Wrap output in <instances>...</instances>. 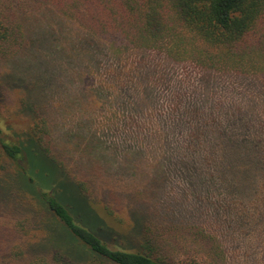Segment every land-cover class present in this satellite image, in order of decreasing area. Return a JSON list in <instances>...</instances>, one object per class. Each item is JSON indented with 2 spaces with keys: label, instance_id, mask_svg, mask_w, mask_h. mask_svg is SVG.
Instances as JSON below:
<instances>
[{
  "label": "trees",
  "instance_id": "trees-1",
  "mask_svg": "<svg viewBox=\"0 0 264 264\" xmlns=\"http://www.w3.org/2000/svg\"><path fill=\"white\" fill-rule=\"evenodd\" d=\"M111 46L117 57L152 54L213 75L248 78L253 86L256 79H264V0H0V175L8 179L9 199L25 205L32 201L56 218L27 215L30 223H16L18 231L28 234L38 220L35 243L53 246L51 254L31 255L27 263L231 264L224 238L229 232L202 219H230L232 213L233 219L247 224L255 216L264 189V117L257 125L253 113L258 102L264 105V85L253 86L258 97L252 98L251 111L231 114L227 129L202 132L197 122L185 125L179 117L168 126H174L171 130L151 140L150 153L159 167L151 168L146 189L138 195L149 198L145 202L150 204L163 203L157 204L158 219L199 220H146L120 232L93 208L87 183L74 184L65 176L59 161L63 158L53 150L54 126L65 112L97 102L98 93L107 97L108 78L118 80L119 75L103 71L104 54ZM157 72L154 67L145 72L149 87L128 92L137 114H145L153 104L149 93L155 81L150 79ZM158 79L163 77L158 74ZM214 80H205L206 102L212 97L211 84L218 86ZM10 92L19 94L13 110ZM118 97L121 103L124 99ZM61 106L66 110L59 114ZM18 109L37 119L16 127L10 118ZM82 120L78 130L63 133L65 140L84 135ZM176 132H186L187 141L175 140ZM98 148L91 147L90 156L105 164L106 173V163L116 162L118 156L122 160L116 168L124 170L132 160L136 167L146 153L141 146L131 149V155L107 150L105 144L104 150L101 144ZM177 171L183 176L187 202L168 192ZM184 204L190 205L185 209L190 217L181 208ZM255 223L249 228L258 230ZM261 245L264 250V241ZM10 249L2 256L4 262L22 260L15 246Z\"/></svg>",
  "mask_w": 264,
  "mask_h": 264
},
{
  "label": "rangeland",
  "instance_id": "rangeland-1",
  "mask_svg": "<svg viewBox=\"0 0 264 264\" xmlns=\"http://www.w3.org/2000/svg\"><path fill=\"white\" fill-rule=\"evenodd\" d=\"M120 49V52H122L123 48ZM113 51V46H111V49H106L105 52L107 53L106 55L104 54L103 58V71L108 69L116 76H119H117L118 80H109L107 77L108 86L106 87L109 90L108 94H106L107 97L98 93L96 95L97 102L70 107L60 120V123L58 122L59 124L57 123L54 126L56 133H53V150L54 153L63 158V160L59 161L64 164L65 176L74 184L77 182L87 183L86 194L93 202V208L109 225L120 232L130 230L133 223L141 224L146 220L164 221L167 224L171 222L178 223L182 220H191L192 222L199 220L158 219L159 217L155 214L157 204L162 207L163 203L150 204L145 202V199L149 198L142 199L138 195L140 191L146 189V182L153 172L151 168L153 166L159 167V164H157L158 160L156 161L155 156L150 153L151 140L159 135L162 130L164 132L171 130L174 126H168H172L173 119L178 120L179 117L185 125L188 120L192 125L197 122L202 132L207 130L218 131L225 126L227 129V123L232 120L231 114L239 110L243 112L251 111L250 108L253 106L252 98L258 97L253 86L264 85V79H256L252 86L248 78L213 75L208 70L201 69L193 64L163 61V57L152 54L138 56L135 52L130 56L124 54L125 56L117 57ZM152 67L158 71L157 75L150 79L155 81L153 91L149 93L151 94V100L153 99V104L149 106L145 114H137L133 106L132 97L129 96L128 92L133 91L137 87L138 89L149 87V80L145 78V72ZM158 74L163 77V80L158 79ZM209 78L215 79L213 82H217L218 86L215 83L211 84V89L213 90L210 93L212 97L206 102L205 95H203L204 83ZM99 80L101 81L100 78ZM13 83L17 84L18 82L14 80ZM9 94L11 95L8 97V104L12 109L14 108V101L19 100V94L14 95L12 92ZM262 95L264 96V93ZM116 97L124 99L122 101L124 104L120 103L118 99L116 100ZM256 106L257 111L253 113L255 122L264 117V105L258 102ZM65 110L66 108L61 106L59 114ZM83 118L86 120V124L83 123L85 125L83 127L84 135L74 137L73 140H65L63 133H70L74 127L78 130V127L82 125L78 126V123ZM10 119L15 123L16 127H24L26 123L27 125L33 124L37 118L33 116L32 112H23L18 109L17 116ZM256 123L257 125L259 124L258 122ZM58 136H60V141H58ZM175 136L177 141H187L186 132L180 135L176 132ZM201 140L207 141L204 136H202ZM99 144L102 145V150H104L105 144L107 150L110 149L112 151L117 148L121 153H127L128 155H131L129 154L131 149L141 146L146 152L145 155L136 161V167L133 160L129 164L138 172H135L129 166H125L124 170L117 169V161L122 160L120 159L122 156H118L116 162L106 163L110 167L109 172L106 173L104 170L106 168L105 164L90 156L89 152L91 147L96 148L97 146L98 148ZM171 181L175 183V186L174 188L170 186L168 190L170 196L173 198L176 196L177 200L182 197V202H187L182 193L184 188L182 173L177 171L176 174H172ZM8 183V179L1 174L0 264H28L27 260L31 255L51 254L53 246L44 243L37 245L35 243L37 240V229L41 226L38 220L33 221L34 228L32 224L28 234L18 231L15 226L16 223L24 219L26 223H30V220L26 221L27 215H33L34 219L56 218L46 213V211L38 209L39 207L35 206L36 203L32 201L29 202L33 203V205L26 201L28 206L9 199L5 190ZM261 192L262 196L260 195L259 198L262 200L257 205L256 217L251 215L253 219L250 220V222H257L255 226L258 230L249 228L250 222L245 224V219H233L232 213L228 214L230 219H202L214 228L215 225L221 226L229 232V235H224V238L227 240L228 252H230L232 259L231 264H264V250L261 245V241H264L263 187ZM6 200L16 202H6ZM170 206L175 207V205ZM187 206L190 207V205L184 204L181 208L185 210ZM185 213L190 217L189 210H185ZM34 214L36 215L34 216ZM153 215L156 218L149 219ZM212 226L211 229H213ZM49 238L53 239L51 240L52 242L56 241L54 237ZM254 240H256V243ZM253 244L256 245L255 248ZM13 246L18 249L17 253L21 254L22 260L16 262L12 258V260L4 262L2 256L10 252V248H13ZM181 252L186 253L187 251L182 249ZM181 252H177V257L180 256Z\"/></svg>",
  "mask_w": 264,
  "mask_h": 264
}]
</instances>
